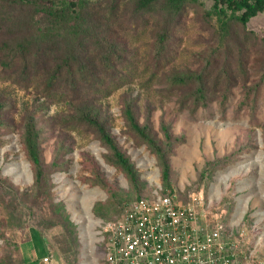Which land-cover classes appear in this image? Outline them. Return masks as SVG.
<instances>
[{"label":"rangeland","instance_id":"374dc122","mask_svg":"<svg viewBox=\"0 0 264 264\" xmlns=\"http://www.w3.org/2000/svg\"><path fill=\"white\" fill-rule=\"evenodd\" d=\"M189 15L177 53L163 70L198 64L195 55L202 53L204 46L194 11ZM247 24L264 34V10ZM149 28L123 32L134 51L133 59L122 83L101 99L111 115V131L138 170L137 189L121 170L105 161L106 148L92 133L78 126L52 125L51 119L65 113L66 104L48 102L34 87L21 88L0 79V91L15 107L11 113L15 128L0 129V175L14 188L6 199L0 198V264H29L27 249L35 235H40L49 249L50 260L41 258V264H105L104 222L119 215L136 197L164 192L175 193L180 200L192 192L202 194L204 208L219 213L229 229L247 234L251 264H264V92L241 104L244 88L237 84L223 103L213 97L194 111L180 108L176 93L166 95L160 89L162 77H149L153 69ZM259 65L260 57L250 55L252 80L257 79L254 71ZM127 94L138 96L141 121L149 109L148 118L159 138L163 136L161 120L170 124L173 136L182 138L169 157V186L162 183L156 155L123 131L121 98ZM25 110L32 111L38 125L45 128V163L69 148L60 157L68 160V169L51 174L50 198H35L31 163L21 143ZM96 179L106 186L93 183Z\"/></svg>","mask_w":264,"mask_h":264},{"label":"trees","instance_id":"16d2710c","mask_svg":"<svg viewBox=\"0 0 264 264\" xmlns=\"http://www.w3.org/2000/svg\"><path fill=\"white\" fill-rule=\"evenodd\" d=\"M208 1L0 0V79L21 88L34 87L48 102L66 104L65 113L53 117L52 125L78 126L92 133L106 148L105 161L121 170L137 189L138 170L111 131V115L101 105L102 97L122 83L133 59L125 30L137 33L150 26L153 69L149 77L161 76L164 86L160 89L166 95L176 93L180 108L194 111L213 97L223 103L237 84L244 88L241 104L254 101L264 92V34L247 24L264 10V0ZM190 11L195 13L204 46L203 52L195 55L198 64L163 70L177 53ZM250 55L260 57L259 69L254 71L256 80H252L249 69ZM137 100L138 96L129 94L121 98L123 131L156 155L162 183L169 186V157L182 138L173 136L170 124L163 120V136L159 138L148 118L149 109L144 119H139ZM14 108L0 91V129L15 128L11 123ZM21 120V143L31 163L35 198H50L51 174L68 169V160L60 157L69 148L45 163V128L38 125L30 110H25ZM93 183L106 186L98 179ZM13 189L0 175V198L6 199ZM93 208L99 212L96 204Z\"/></svg>","mask_w":264,"mask_h":264},{"label":"built area","instance_id":"2783aa9c","mask_svg":"<svg viewBox=\"0 0 264 264\" xmlns=\"http://www.w3.org/2000/svg\"><path fill=\"white\" fill-rule=\"evenodd\" d=\"M106 264H251L247 234L233 231L202 194L140 196L102 225ZM50 256L42 257L48 262Z\"/></svg>","mask_w":264,"mask_h":264},{"label":"crops","instance_id":"0c3cea01","mask_svg":"<svg viewBox=\"0 0 264 264\" xmlns=\"http://www.w3.org/2000/svg\"><path fill=\"white\" fill-rule=\"evenodd\" d=\"M31 241L32 242H30V246L27 249L28 262L29 264H41V258L48 252L49 249L47 248L45 242H43L40 235H35Z\"/></svg>","mask_w":264,"mask_h":264}]
</instances>
